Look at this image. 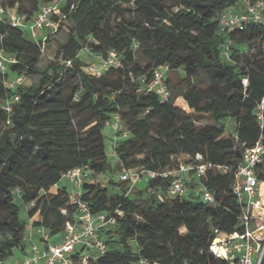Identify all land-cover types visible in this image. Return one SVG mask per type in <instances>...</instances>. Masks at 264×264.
Masks as SVG:
<instances>
[{
    "label": "trees",
    "instance_id": "16d2710c",
    "mask_svg": "<svg viewBox=\"0 0 264 264\" xmlns=\"http://www.w3.org/2000/svg\"><path fill=\"white\" fill-rule=\"evenodd\" d=\"M50 1L0 4L16 7L30 19L40 4ZM237 2L66 0L60 17H54L53 31L37 41L0 19V51L15 59L9 63L10 74L23 77L8 88L0 73V264L16 250L25 252L23 207L27 217L39 213L35 227L46 230L52 242L60 241L66 222L77 214L63 176L77 167L87 171L79 199L93 213L115 216V224L104 230L106 252L87 264H226L209 245L217 233L242 230L240 204L231 190L233 171L243 147L260 134L254 111L264 97V24L224 32L216 19ZM113 13L122 20L111 21ZM87 38L94 40L92 51L98 56L115 51L122 67L86 73L79 55ZM227 40L229 58H224ZM164 64L169 68L167 101L137 80ZM173 72L179 75L175 81ZM177 97L187 110L176 103ZM6 103L9 111L3 108ZM114 113L129 134L113 146L121 170H157L176 156L200 154L204 162L219 166L201 177L216 203L192 193L168 197V180L142 181L132 194L133 188L128 191V184L118 179L120 194L115 195L91 181L111 170L102 128ZM205 117L210 123L200 124ZM225 121L234 124L230 134ZM80 252L78 248L73 257Z\"/></svg>",
    "mask_w": 264,
    "mask_h": 264
},
{
    "label": "built area",
    "instance_id": "2783aa9c",
    "mask_svg": "<svg viewBox=\"0 0 264 264\" xmlns=\"http://www.w3.org/2000/svg\"><path fill=\"white\" fill-rule=\"evenodd\" d=\"M65 2L66 0H51L42 3L30 19L20 14L16 7L0 4V19L5 17L12 26L26 30L29 36L37 41L41 35L53 31L54 17H60L61 6ZM216 19L224 32L241 30L252 23L264 24V0H238L235 6L221 12ZM228 45L227 40L222 49L224 58H229ZM261 49L264 55V42ZM14 61V57L0 51V73L6 75L4 83L8 88H14L23 80L22 76L9 78V75H12L9 63ZM67 64H70V61H67ZM122 65L118 54L109 51L105 57L98 56L96 63L85 65L83 69L88 74L100 75L109 68H120ZM168 69L166 64L160 65L154 68L148 77L143 75L137 78L141 88L153 91L161 101H167L170 97L166 79ZM242 82L246 85L247 79ZM14 100H17L16 96ZM3 108L9 111L10 104L6 103ZM254 113L260 134L254 144L243 147L241 161L233 171L231 184L232 193L240 204L238 221L242 230L217 233L209 245L212 254L226 264H262L264 260V97L257 103ZM111 119L114 146L129 134L124 129L118 113H114ZM211 168L219 166L204 162L200 154L194 157L179 155L172 159L169 166L157 170L138 167L122 169L119 179L128 184V191L148 179L168 180V197H181L192 193L204 202L214 205V194L201 182V177ZM220 170L224 172L226 168L222 167ZM86 177L87 171L80 167L69 170L63 176L72 190L69 200L76 203L77 214L74 221L66 222L60 241L52 242L47 235L39 241L27 239L29 245L17 264H87L106 252L104 230L115 224V216L108 212L93 213L90 207L79 199L81 184ZM158 197L162 200L160 195ZM116 213L121 215V211ZM78 248H81V252L74 258Z\"/></svg>",
    "mask_w": 264,
    "mask_h": 264
},
{
    "label": "rangeland",
    "instance_id": "374dc122",
    "mask_svg": "<svg viewBox=\"0 0 264 264\" xmlns=\"http://www.w3.org/2000/svg\"><path fill=\"white\" fill-rule=\"evenodd\" d=\"M124 18L126 20L130 19V17L125 14ZM110 19L111 21L114 22H119L122 20L121 16L116 15L115 13L110 15ZM25 35L28 36V32L25 30ZM94 43V40L92 38H87L85 40V42H82V47H81V51H80V58L81 60L84 62L85 65L88 64H92V63H96L97 61V57L98 54L94 53L92 51V44ZM45 54H48V51L45 52ZM135 56L137 58V61L142 64V57H141V53L139 51H135ZM183 72L179 71V75L183 76ZM178 72H173L170 74L172 81H175L178 78ZM13 76L9 75V78L11 79ZM199 83L200 86H204L205 85V78L203 75L200 76L199 79ZM176 103L180 106H182L183 108H185L187 110V106L185 105V103H183L181 97H177L176 98ZM111 123H112V119H110V121H108L102 128V133L104 136V144H105V152L108 158V163L111 166V170L107 171L105 173H100V174H96L93 178H90L91 181L98 183L100 186H105L107 187V194L108 195H115V194H120L119 192V188L117 185V180L119 179V174L121 172V168L118 166L117 163V157L114 153V149H113V143H112V131H111ZM209 124L210 120L205 117L203 119H201L200 124ZM225 126H226V132H228V134H230L231 132L234 131V124L231 121H225ZM139 184H143V182L138 183L133 189H132V194H135L138 190H139ZM56 189L52 188V190L50 189L51 192H54ZM70 192H72V190L70 189ZM26 209L27 207H23L20 213V216L22 218H25L28 222V226L27 229L25 231V238L26 241L27 239H31L34 241H39L42 239V237L44 235L49 236L48 232L46 230H44L43 228H39V227H35L33 225V222L39 220L40 216L39 213L34 214L32 217H27V213H26ZM50 238V237H49ZM20 252L15 251V253H13V255L8 258L7 260L3 261L1 264H17L20 262Z\"/></svg>",
    "mask_w": 264,
    "mask_h": 264
},
{
    "label": "crops",
    "instance_id": "0c3cea01",
    "mask_svg": "<svg viewBox=\"0 0 264 264\" xmlns=\"http://www.w3.org/2000/svg\"><path fill=\"white\" fill-rule=\"evenodd\" d=\"M52 188L57 189V186H56V185L52 186V187H51V190H52ZM69 190H70V189H69ZM55 191H56V190H55ZM55 191H54V192H55ZM27 230H28V229H27ZM30 240H31V239H30ZM26 243H27V247H28V245H29V241L27 240ZM27 247H26V249H27ZM26 249H25V250H26ZM16 251L20 252L19 250H16ZM14 253H15V251H14ZM24 253H25V252H20V257H19V259H21V258L23 257Z\"/></svg>",
    "mask_w": 264,
    "mask_h": 264
},
{
    "label": "bare ground",
    "instance_id": "6f19581e",
    "mask_svg": "<svg viewBox=\"0 0 264 264\" xmlns=\"http://www.w3.org/2000/svg\"><path fill=\"white\" fill-rule=\"evenodd\" d=\"M217 241H219V238H217Z\"/></svg>",
    "mask_w": 264,
    "mask_h": 264
}]
</instances>
